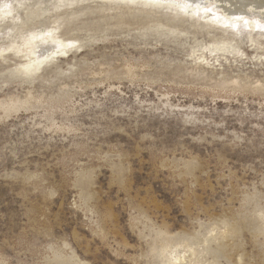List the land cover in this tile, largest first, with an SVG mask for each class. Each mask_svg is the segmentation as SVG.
Wrapping results in <instances>:
<instances>
[{
    "label": "rangeland",
    "instance_id": "rangeland-1",
    "mask_svg": "<svg viewBox=\"0 0 264 264\" xmlns=\"http://www.w3.org/2000/svg\"><path fill=\"white\" fill-rule=\"evenodd\" d=\"M115 5H74L67 29L53 12L19 25L79 41L63 44L68 51L44 66L43 79L14 77L0 59V101L29 100V110L0 118V241L10 250L23 242L28 260L42 259L29 246L51 245L81 264H165L160 231L170 230L197 245L207 238L234 264H259L248 218L264 209V95L210 86L222 75L264 82V37L255 47L245 29L237 36L225 25L235 48L211 56L212 40L224 36L204 20L196 30L192 15L177 16L172 33L187 37L165 40L141 33L145 11L123 15ZM193 38L203 43L195 55L213 64L192 57ZM200 65L213 82L196 75ZM51 106L53 126L43 117Z\"/></svg>",
    "mask_w": 264,
    "mask_h": 264
},
{
    "label": "bare ground",
    "instance_id": "bare-ground-1",
    "mask_svg": "<svg viewBox=\"0 0 264 264\" xmlns=\"http://www.w3.org/2000/svg\"><path fill=\"white\" fill-rule=\"evenodd\" d=\"M84 1L86 0H0V59L5 61L9 60V74L12 76L14 75V77L19 76L24 80H29L28 82L43 79L41 71L44 69V66L52 60L58 59L61 54L68 51L63 47V44L66 45L79 42L78 40L71 41V39L67 37L66 33H62L60 35L53 34L54 27L40 29L32 24L19 27L23 21L34 18L38 19L46 12H53L56 15L53 20H56L54 24L60 29H67L65 23H71L69 16L74 14V9L71 8L81 2L84 3ZM103 1L106 3L109 1L114 2L116 5L113 7L118 14H134L133 12L138 9L145 11L147 21L141 24V33L143 35L149 34L160 38L162 37L165 40H184L183 37H187V33L184 31L172 33L177 29V25L175 23V18L177 16L182 17L192 15L191 17L196 19L197 22L193 24L195 25L194 27L196 30H199L203 25V23L200 22V19L204 20V26L207 28L218 29V32L224 36L222 38H214L212 40V47L210 48V51L212 52L211 56L216 55V52H225L228 49L235 48L233 43L237 42V39L234 35H232L233 33L230 34L225 25L230 26V28L237 26V33L235 34L237 36L243 35V31L241 30L245 29V38H247L255 47V42L259 41L261 36L264 37V0H157V2H153V0ZM22 8L26 11L25 15L19 13L22 11ZM101 8L103 7L99 6V9ZM158 12L167 14L168 18H162V20L153 18V15ZM12 20H14L13 26L7 29L5 27V23ZM239 31L240 34H238ZM47 39L55 40L58 43L60 42L61 45L59 48L62 51H58V47L55 44L53 45V43L48 42ZM193 39L194 44L191 43L192 49L194 50L192 57L199 62L209 65L208 62L212 61L211 58H208L204 55V53L201 55H195V53L200 50L194 46H203V43L198 42L199 40L196 38ZM260 47L264 48L262 43L260 44ZM217 54L219 55V53ZM16 58H21L22 60L26 59V61H23L22 64L15 66L19 64L15 61ZM261 59L262 58H260V60ZM218 63L219 60L215 62V64ZM212 66L215 68V65ZM193 70L196 75L201 78V80L206 81L208 79L209 83L213 80L212 78H208L207 72L209 70H205L203 65H200ZM243 79H226L222 75V78L218 79L217 82L215 81V84L210 87L211 89L218 88L222 91L232 90L235 92L241 91L253 95H264V82H251L250 80V82H248ZM28 102L29 100L23 102L20 99L14 98H10L8 101H0V118H8L9 116H12L13 113L19 112L22 108H25ZM165 105L169 104L166 103ZM28 107L29 106L25 108V111L29 110ZM55 109L56 107L51 106L50 110L46 111L48 116H43L51 122L52 126L54 125L52 110ZM190 116V114H187V117ZM262 212H264V209L261 210L260 213ZM168 229L170 228L168 227ZM231 231L232 234L237 233L236 235H239V231L242 232L241 228ZM169 232L170 230L164 232L163 230L160 231V239L163 241L158 255L160 262L161 260L163 262L165 259V264H205V261L210 255L213 257L210 258L211 261L209 264H220L223 259L221 261L219 260L222 257L230 260L227 258L226 252L222 246L218 245L217 247H214V244H212V247L209 245L207 238H204L203 242H201L202 244L197 245V237L194 235L193 237H181L182 235L174 237L171 236ZM156 233L158 235L159 231ZM182 247L191 248L183 253ZM189 250H191L190 253L192 256L190 261L192 260L193 263L189 261L186 255V252ZM183 257H185V259H183ZM75 261L76 264H81V261Z\"/></svg>",
    "mask_w": 264,
    "mask_h": 264
},
{
    "label": "clouds",
    "instance_id": "clouds-1",
    "mask_svg": "<svg viewBox=\"0 0 264 264\" xmlns=\"http://www.w3.org/2000/svg\"><path fill=\"white\" fill-rule=\"evenodd\" d=\"M239 226V222H234L233 231ZM248 226L252 228L255 242L259 246L261 255L264 256V212L259 216H250ZM24 250L23 242L13 245L10 250L7 244L0 241V264H76L75 259L69 255L70 249L65 251L59 246L49 245L42 251L31 249L29 246V250L38 252L42 259H21L25 254ZM229 264H234V262L229 261ZM243 264H251V261H244ZM259 264H264V260H261Z\"/></svg>",
    "mask_w": 264,
    "mask_h": 264
},
{
    "label": "snow or ice",
    "instance_id": "snow-or-ice-1",
    "mask_svg": "<svg viewBox=\"0 0 264 264\" xmlns=\"http://www.w3.org/2000/svg\"><path fill=\"white\" fill-rule=\"evenodd\" d=\"M153 2H157V0H153Z\"/></svg>",
    "mask_w": 264,
    "mask_h": 264
}]
</instances>
